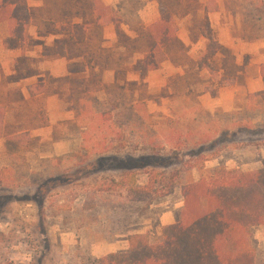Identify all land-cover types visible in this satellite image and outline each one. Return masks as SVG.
I'll return each mask as SVG.
<instances>
[{
	"label": "rangeland",
	"instance_id": "1",
	"mask_svg": "<svg viewBox=\"0 0 264 264\" xmlns=\"http://www.w3.org/2000/svg\"><path fill=\"white\" fill-rule=\"evenodd\" d=\"M242 2L232 0L230 7L251 11V0ZM115 6L127 9L129 0ZM245 33L264 38V21L246 16ZM197 38L169 54L183 66L167 60L144 78L132 65L102 71L78 56H53L30 89L42 96L29 100L20 116L0 111L6 135L29 129L19 141L0 136V264H93L127 251L132 234L156 241L162 215L171 211L178 219L186 184L220 167H262L264 40L234 55L211 41L200 46ZM37 63L20 60L17 68L28 77ZM21 74L11 81L18 83ZM231 87L228 111L218 105L219 91ZM203 90L218 95H198ZM21 97L15 91L10 99ZM19 117L26 123L17 124ZM252 233L264 264V226Z\"/></svg>",
	"mask_w": 264,
	"mask_h": 264
},
{
	"label": "trees",
	"instance_id": "2",
	"mask_svg": "<svg viewBox=\"0 0 264 264\" xmlns=\"http://www.w3.org/2000/svg\"><path fill=\"white\" fill-rule=\"evenodd\" d=\"M45 1L52 7L51 21L44 23V30L66 36L63 56H82L90 67L102 71H119L132 65L140 78L160 69L167 60L183 66L169 56L184 46L175 22L181 0H158L160 18L146 27L138 25L140 0H129L126 19L121 8L115 10L99 0ZM250 6L246 16L264 21V0H251ZM5 22L11 37L22 43L27 40L32 17L23 0H0V23ZM108 25H113L116 33V45L110 48L102 46L103 30ZM123 25L136 36H129ZM201 72L199 65L196 75ZM260 76L264 84V64ZM209 93L218 95L217 91ZM260 95L264 102V89ZM0 111L5 112L2 107ZM3 125L0 120V136H7ZM24 134L7 138L19 141ZM182 196L184 207L177 222L164 226L158 240L152 241L149 234H132L127 251L111 253L93 264H263L252 232L264 226V160L260 169L250 172L217 168L210 178L186 184Z\"/></svg>",
	"mask_w": 264,
	"mask_h": 264
},
{
	"label": "crops",
	"instance_id": "3",
	"mask_svg": "<svg viewBox=\"0 0 264 264\" xmlns=\"http://www.w3.org/2000/svg\"><path fill=\"white\" fill-rule=\"evenodd\" d=\"M99 1L104 5L111 6L115 10L120 8L122 9L121 12H125L126 10L125 8L115 6V4L119 0ZM140 1L145 3L144 7L141 10H137L139 18L138 20L144 22L141 25L143 27H146L159 20L160 4L158 0ZM241 2L242 0H240V3ZM26 3L29 9L28 11L32 17L26 44L22 43L19 39L11 37L9 27L6 22L0 23V107L7 110V117L9 116L10 112H14V114L20 116L21 110L26 104H28L29 100L42 96V94L32 93V87L36 85L39 82L40 77L44 75L46 71V61L48 60V58L57 56L59 59L63 60L66 57L68 58L72 56H78L75 54H67L64 56L61 55L63 43L67 39L66 36L49 33L44 30V23L51 21L50 9L52 5L46 3L45 0H26ZM230 3H232V0H215V2L213 3V7H210L211 0H194L192 1V3H190V1L188 2V0H181L178 9L175 12V22L179 40L184 45H187L189 47L197 44V41L193 40L194 38L196 40V37H198V45H207L211 41L215 45L220 47L219 50L227 51L229 53L234 52V55L237 54L235 51L242 48L243 45H253L258 41L264 40L263 37L258 38V36L254 38L247 37L245 33L246 11L241 5V9L238 7L232 9V7H230ZM31 8L34 10H31ZM32 11H34L35 13H33ZM142 14L145 15V17H147L148 15L151 16L152 14L154 19L151 22H147L146 18L144 16H141ZM205 20L207 21V23H209H206V25H208V30H206V27L202 25L205 23ZM202 21H204V23H202ZM75 22H77V20H75ZM124 26L126 25L122 26L123 29ZM128 28L130 29V27ZM194 28H197L196 30H198L199 36L198 34L197 36H195ZM114 31L115 27L113 25H108L104 28V42L102 45L103 47L110 48L109 41L107 42V39L116 41ZM62 38H64V41L62 40L63 43H60L61 45L59 47L58 42L59 39L61 41ZM28 41L32 44H28ZM218 51L216 52V56L220 55V51ZM77 58L80 61H86V59L82 56H78ZM29 59L38 60L39 63H37V65L34 64L35 68H33V70L31 69L33 72L28 75V77L27 75L23 77L20 69L17 68V62L20 60H24L27 62ZM237 63L239 65V62ZM37 66L39 68H37ZM20 74L22 78L20 79V81H18V83H14L13 81H11V78L13 76H17ZM235 84L236 83H234V85ZM230 86H232V84ZM15 91L22 92L23 97H21L20 100H17L16 102H12L10 96ZM219 95V98H221V100L218 102V105L222 106L228 111H231L232 87L220 89ZM226 95H228V98H225ZM49 99H51V97ZM24 121L25 119L22 117L17 121V124L26 123ZM21 131L22 133H26L29 131V129H21L17 133H20ZM177 220V217H175L171 211H168L161 217V226L164 227L167 225H172L176 223Z\"/></svg>",
	"mask_w": 264,
	"mask_h": 264
}]
</instances>
